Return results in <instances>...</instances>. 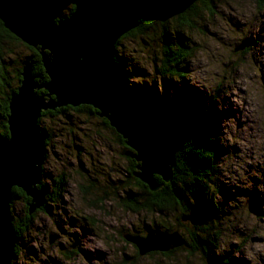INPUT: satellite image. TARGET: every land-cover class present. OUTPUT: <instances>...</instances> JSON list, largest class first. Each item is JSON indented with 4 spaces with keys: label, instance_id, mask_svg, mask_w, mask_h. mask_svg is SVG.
I'll use <instances>...</instances> for the list:
<instances>
[{
    "label": "rangeland",
    "instance_id": "rangeland-1",
    "mask_svg": "<svg viewBox=\"0 0 264 264\" xmlns=\"http://www.w3.org/2000/svg\"><path fill=\"white\" fill-rule=\"evenodd\" d=\"M31 1L42 15L61 18L63 12L70 14L75 0ZM203 1L188 4L198 14L187 24L178 22L182 11L169 8L144 32L131 30L117 54L129 83L155 98L154 120L159 122L150 123L153 130L154 125L164 127L162 118L180 116L178 111L213 107L218 169L206 189L211 187L208 193L214 196L220 232L210 236L206 251L218 259L211 262L195 245L184 243L141 254L127 236L145 237L155 224L170 225L183 241L191 242L188 220L180 217L179 206L173 211L168 205L167 215H161L165 220L148 208L131 211L124 199L129 183L135 187L127 176L135 158L126 152V140L102 125L104 117L68 109L41 117L39 127L49 140L40 184L49 193L32 216L21 196L12 200V214L22 228L13 264H222L221 257L226 264H264V0ZM164 26L173 37L170 45L164 42ZM243 42L248 47L239 49ZM169 48L173 52L166 63ZM4 49L9 77L20 68L22 76L23 68L31 66L22 65L30 49L14 41ZM161 71L168 78L166 93L159 86ZM164 136V145L177 150L167 142V131Z\"/></svg>",
    "mask_w": 264,
    "mask_h": 264
},
{
    "label": "water",
    "instance_id": "water-1",
    "mask_svg": "<svg viewBox=\"0 0 264 264\" xmlns=\"http://www.w3.org/2000/svg\"><path fill=\"white\" fill-rule=\"evenodd\" d=\"M189 1L76 0L72 13L56 21L33 9L27 0H0L4 27L28 46L39 49L48 76L47 81L38 83L31 66L23 68L22 85L10 98L9 135H0V264H13L18 240L11 210L12 189L19 187L31 198L30 213L45 204L48 194L46 186H39L48 152L46 137L38 126L41 110L93 106L135 151V176L139 180L153 191L161 185L156 176L169 181L177 150L166 149L148 125L153 98L126 86L115 61V46L123 34L140 25L136 17L181 7ZM42 87L45 93H39ZM127 237L138 245L141 254L183 244L177 231Z\"/></svg>",
    "mask_w": 264,
    "mask_h": 264
},
{
    "label": "trees",
    "instance_id": "trees-1",
    "mask_svg": "<svg viewBox=\"0 0 264 264\" xmlns=\"http://www.w3.org/2000/svg\"><path fill=\"white\" fill-rule=\"evenodd\" d=\"M51 1L59 2V0H51ZM207 1L208 0H205L203 2H207ZM27 2L30 3L33 9L38 11L37 10L38 7H36L31 0H27ZM190 2L191 1L185 3L184 5V7L185 6L187 7V9L184 7H182L179 10L175 9L176 11L183 12L179 16L180 19L178 20V22L180 24L181 23L187 24L188 21L191 20L192 16H197L198 14L196 7L188 6ZM73 9L74 6H72L71 9L69 10L70 14L73 11ZM38 12L41 13L40 11ZM67 13L68 12H63L61 13V16L63 17L68 16ZM159 15L160 13L152 14L150 16H138L140 25L136 29L132 30L131 33L136 34L138 32H144L149 26L153 24V20L156 19ZM45 16L51 17L49 16V14H46ZM52 18H54L55 20L60 19V17H52ZM162 29L165 32L163 34L164 42L166 41V44L170 45L172 41H170L169 38H173V37L171 34L166 33L167 29L165 26ZM128 34L123 36L122 39L130 36V32ZM122 39H120L117 43L118 45L116 47V52L114 57H115V61L123 68L121 64L122 58L120 57V55L117 54L119 48L118 46L122 44ZM13 41L22 43L26 48L30 49L31 51V54L27 57L28 59L22 65H25V63L30 62L32 66V73L37 78L41 79L42 82L48 80V76L43 67L41 54L39 50L37 48L24 44L18 37H16L8 29H6L3 25V22L0 20V135L2 137L8 136L9 134L8 125H7V120L10 112L9 101L11 95L18 90L19 84L22 79L21 68L16 69L15 74L12 77H9L10 76L8 75L9 67L4 64L6 63L3 56V54L5 53L4 48L7 46L8 43ZM165 51H166L165 55L167 57L166 60H168L165 62L167 63L171 61V59L168 56L169 54L172 55L173 50L169 48L168 50ZM167 70L168 69H166V71ZM169 70H170V74L173 75L174 72L171 69ZM157 72H159V70H157ZM161 73L162 75L159 76V80H160L159 86H162L164 89L163 91L166 93L168 88L166 85L168 78L165 77L166 73L164 71H161ZM179 76L182 77L183 73H179ZM127 79H129L128 75H127ZM43 91L44 90H40L39 93H42ZM164 96L167 97L165 94ZM153 99L155 100V98ZM154 100H152L153 104L150 105L151 108L147 116V120L149 123L156 124L159 121L156 122L154 120V114H155L153 112ZM68 109H73L76 111H82L83 109H87L88 112L92 114L93 113L97 114V110L92 108L91 106L81 105L78 107L67 106V107H60L55 110L43 111L41 117H44L43 115H47V114L54 115ZM213 112L214 111L212 105L199 106L196 109H191V110L188 109L187 111H183V112L178 111V115L180 116H175V117L172 116L168 120L162 118L163 123H165L164 127L154 125L155 133L158 134V136L162 140H165V136H164L165 131H167V133L171 135L170 136L171 141H169L168 139L167 142H169L171 146H174L178 150L177 162L173 172V178L170 181H165L162 177L156 176L158 182L161 185L158 190L151 191L144 182L133 176V173L136 171L135 170L136 165L138 163L135 159H132L133 165L130 166L131 171L127 176H130L135 180L134 182L135 187L132 190L131 189L132 183H129L131 185L128 188L129 190H125L126 199H124L126 202H128L131 205L130 208L131 211L136 213H138L139 211L140 213L143 207L148 208L149 210H152L154 214L157 213V211L158 213L160 212L159 217L163 220H165L167 216H161V215H167L168 205L171 206V208H173L172 209L173 211H176L177 210L176 207L179 206V210L181 212L180 217L181 218L184 216L189 217L187 221L188 225L186 226V228H187V232H189L193 237L192 238L193 241L191 242H188L185 239L184 244L189 245V247L192 248L195 245L196 249L202 251L201 253L205 255L204 257L211 262H213L218 258H215V255H212L211 253L206 251L209 248L208 245H210L209 238L212 234L215 237L220 232L219 223L215 222V216H218L219 213L214 203V196L212 193H208V189L211 190V187H208L206 189L208 184L213 183L214 181L213 178L216 175L215 170L218 169L217 166H218L219 153H218V145L216 141L217 133H215L216 126L214 124L215 114ZM41 117L39 119V123L41 121ZM168 117L169 115H167V118ZM102 125L110 127L118 139L125 141L122 138V136L118 134L116 130L109 125V122L107 121L106 118H103ZM45 136L47 143L49 140L48 133L45 132ZM126 149L128 155L129 154L132 155L134 153V151L130 147L126 146ZM12 191H13V202L16 197L21 196L28 204L26 206L27 213H29V215L32 216L29 212V201L31 200V198L28 197L21 188L14 187ZM44 210L48 211V204H46ZM20 221L21 220L18 217L16 218L15 215L13 214V227L14 230L16 231L18 239H19L20 231L22 229L20 228L21 225ZM154 227L155 228L153 227L149 228L148 232H152L157 235H162V234H167V232L169 231H174L173 228H169L170 225L169 227H162L161 225L155 224ZM215 228L217 230H215ZM170 252L174 253L175 250L173 249ZM16 253L17 250L15 249V256ZM220 260L222 264H226L225 260L224 259L222 260V257L220 258Z\"/></svg>",
    "mask_w": 264,
    "mask_h": 264
},
{
    "label": "bare ground",
    "instance_id": "bare-ground-1",
    "mask_svg": "<svg viewBox=\"0 0 264 264\" xmlns=\"http://www.w3.org/2000/svg\"><path fill=\"white\" fill-rule=\"evenodd\" d=\"M75 2H76V0L74 1V4H73V6H74V8H75ZM185 5V4H184ZM184 5L183 6H181V7H175V8H173V9H177V10H179V9H181L182 7H184ZM74 10V9H73ZM162 12H165V10L164 11H162ZM72 13V12H71ZM47 17V16H46ZM136 20H139L138 19V17H136ZM57 21V20H56ZM138 27V26H137ZM136 27V28H137ZM136 28H134V29H136ZM133 29V30H134ZM129 32H127V33H125V34H123L118 40H117V43H118V41L120 40V39H122V37L123 36H125V35H127ZM117 43H116V46H115V50H116V47H117ZM248 47V44L246 43V45L245 46H239V49H243L244 47ZM39 50V49H38ZM244 51H246V50H244ZM259 54V51L257 50V55ZM257 55H256V57H257ZM258 59V58H257ZM117 63V62H116ZM117 66L119 67V69H121L122 70V77L124 78V80H126V82H127V85L126 86H130V87H132V88H135V86L134 85H132V84H130L129 83V81H128V79H127V75H126V72L124 71V69L117 63ZM22 80V79H21ZM137 89V88H136ZM37 90V92H38V89H36ZM42 90H44L43 92L45 93V88L44 87H42ZM138 90H140V89H138ZM18 91V90H17ZM16 91V92H17ZM40 91V90H39ZM141 91V90H140ZM15 92V93H16ZM42 92V93H43ZM144 94V93H143ZM12 96V95H11ZM9 103H10V101H9ZM66 106H71V105H66ZM66 106H62V107H66ZM72 107H74V106H72ZM95 109V108H94ZM42 112H43V110H41V115H42ZM98 114V113H97ZM248 114V113H247ZM41 115L39 116V119H40V117H41ZM39 119H38V126H39ZM148 121V120H147ZM110 124V123H109ZM150 127H151V129H152V126L150 125V123L148 124ZM113 127V126H112ZM115 130H116V128L115 127H113ZM152 131H153V129H152ZM155 132V131H154ZM118 133V132H117ZM120 134V133H119ZM9 135V134H8ZM121 135V134H120ZM122 136V135H121ZM157 136V135H156ZM2 137V136H1ZM5 137H7V136H5ZM46 137V136H45ZM158 137V136H157ZM158 138H160V137H158ZM162 140V139H161ZM164 147L166 148V149H168V150H171V151H173V150H175V149H171V148H169V147H167L166 145H164ZM132 149V148H131ZM133 150V149H132ZM134 151V150H133ZM134 153H135V151H134ZM134 153L132 154V156L134 155ZM47 157V156H46ZM176 157H177V155H176ZM46 159V158H45ZM137 161V160H136ZM138 162V161H137ZM175 166H176V164H175ZM175 168V167H174ZM174 168H173V172H174ZM138 171V169H136V171L135 172H137ZM173 172H172V176H171V178L169 179V180H172V177H173ZM40 182H41V180H40ZM39 186H41V184H39ZM48 193H49V189H48ZM47 196V195H46ZM13 200V199H12ZM11 210H12V208H11ZM187 220V219H186ZM16 232V231H15ZM164 235H167V234H164ZM18 238V237H17ZM183 243H184V241H183ZM136 244V243H135ZM176 247H178V246H176ZM175 248V247H174ZM15 251V250H14ZM153 251H156V250H153Z\"/></svg>",
    "mask_w": 264,
    "mask_h": 264
}]
</instances>
